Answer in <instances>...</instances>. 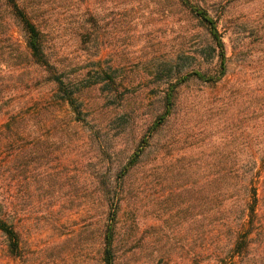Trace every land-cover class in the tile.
I'll use <instances>...</instances> for the list:
<instances>
[{
    "label": "rangeland",
    "instance_id": "374dc122",
    "mask_svg": "<svg viewBox=\"0 0 264 264\" xmlns=\"http://www.w3.org/2000/svg\"><path fill=\"white\" fill-rule=\"evenodd\" d=\"M85 3L100 14L99 39L80 50L79 38L66 30L60 36L54 33L52 43L60 55L70 59L79 56L76 61L81 60L82 64L87 60L86 71L97 68L90 61H99V68L115 74L127 87L123 102L119 98L108 102L99 91L86 95L95 108L108 107L103 111L95 109L94 115L86 117L87 126L82 128L79 139L88 156L85 165L89 162L96 166L94 163L100 159L93 158V154L101 156L104 152L101 164L106 159L108 172L114 173L119 164L130 158L149 125L163 112L161 100L171 80L166 72H161L165 68L163 59L174 62L175 77L184 74L199 65L196 55L207 38L197 21L175 8L169 15L141 16V10L133 12L130 17L138 18L132 23L133 19L119 21L116 12L121 11L120 0ZM168 4L162 0L158 6L150 3L149 7L160 10ZM208 4L228 47L231 61L227 81L244 72L263 75L264 0H208ZM136 7L134 4L133 8ZM14 36L24 42L18 30ZM185 54L190 58L181 59ZM35 69V74L42 75L39 68ZM201 90L202 85L197 82L182 88L177 114L158 135V146L174 136L176 141L169 148L152 146L143 160L145 166L127 182L130 195L120 215L124 221L117 243V264H217L216 252L231 247L226 241H203L200 236L194 185L199 164L213 160L215 155H207L232 134L224 120L216 123V118L206 113L208 100ZM54 93V85L41 83L16 93L9 105L4 101L0 108V132L7 122V111L14 108L27 116L36 111L41 98L50 99ZM51 109L34 119L32 129L38 133L39 141L33 150L36 180L31 188L27 183L17 186L13 180L16 173L10 169L14 158L7 153L0 156V182L5 184L1 189L9 197L11 219L22 233L23 249L22 257L12 256L0 232V264H103L104 201L102 194H97L99 200L94 197V202H90L91 191L88 196L86 193L92 174L97 177L99 173L93 169L75 171L72 162L79 158V148L73 151L71 143L73 134L68 125L72 113L59 104ZM211 118L212 128L206 136L193 138L183 131L186 126L198 129ZM205 139L207 142L201 143ZM154 160L162 161L164 167L152 173ZM181 167L184 168L177 172ZM189 204L192 214L183 212ZM130 210L138 219L137 226L125 222Z\"/></svg>",
    "mask_w": 264,
    "mask_h": 264
},
{
    "label": "trees",
    "instance_id": "16d2710c",
    "mask_svg": "<svg viewBox=\"0 0 264 264\" xmlns=\"http://www.w3.org/2000/svg\"><path fill=\"white\" fill-rule=\"evenodd\" d=\"M160 1L120 0L121 11H117L116 15L120 16L119 21L133 19V23L138 18L130 17L133 12L141 10V16L156 13L169 15L175 8L197 21L207 40L196 55L199 65L184 74L175 77L174 62L169 58L163 59L162 66L165 68L161 72H166L171 78L161 100L163 112L149 125L130 158L119 164L114 173H109L107 160L103 159L101 164L104 152L101 156L93 154V158L100 159L99 163L98 160L94 163L96 166L89 162L85 165L88 156L83 152L85 144L79 139L82 128L87 126L86 117L94 115L95 109L103 111L108 107L97 105L95 108L86 100V95L99 91L108 102L117 98L123 102L127 87L117 80L115 74L99 68V61H90L97 68L86 71L84 64L87 60L82 64L81 60L76 61L79 56L70 59L60 55L52 43L54 33L60 36L61 31L70 30L79 38V49L83 50L82 46L86 47L100 37V14L86 5V0H0V108L4 101L9 105L16 93L25 88L37 87L41 83L54 85L55 88L52 98H41L36 103L35 112L24 116L21 110L12 108L11 112L4 114L7 122L0 132V156L7 153L14 158L10 169L16 173L13 180L17 186L27 183L31 188L36 180L33 167L36 152L33 153V150L39 141L38 133L32 129L34 119L56 104L67 106L73 116L68 125L73 134V151L79 148V158L75 155L78 159L72 162L75 171L78 168L79 171L93 169L99 173L97 177L92 174L91 189L88 191L87 188L86 193L88 196L91 191L90 202H94V197L99 200L97 194H102L104 201L102 263L117 264V243L124 221L120 215L122 205L130 195L126 191L127 182L145 166L143 160L155 145L159 149L171 147L176 136L158 146V135L177 114L182 88L197 82L207 96L206 113L214 116L216 123L224 120L226 126L232 129L230 138L224 137L207 155H215V158L199 164V177L194 185H197L195 200L196 215L201 224L200 236L203 241L223 240L231 244L228 251L216 252L217 264H264V74L257 71L259 73L255 76L254 72H244L227 81L231 61L228 47L218 19L209 10L208 0H164L169 2L168 6H162L160 10L150 9V3L158 6ZM134 4L136 8H133ZM15 30L22 34L24 42L14 36ZM180 58L189 59L190 56L185 54ZM35 68H39L42 75L35 74ZM221 90L224 92L220 95ZM211 121L212 118L198 129L186 126L183 131L193 138L206 136L212 128ZM204 142L207 140L201 143ZM163 167L162 161L156 160L150 171L154 173ZM183 168L177 169V172ZM3 185L0 182V232L5 237L8 252L18 258L23 255L22 233L17 222L11 219L9 197L1 189ZM191 209L189 204L183 212L192 214ZM125 222L132 227L137 226L134 210L129 211Z\"/></svg>",
    "mask_w": 264,
    "mask_h": 264
}]
</instances>
